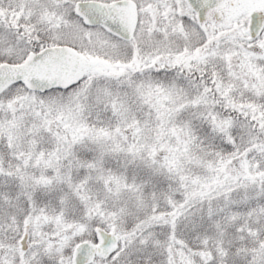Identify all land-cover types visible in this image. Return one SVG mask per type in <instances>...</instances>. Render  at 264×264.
<instances>
[{"label": "snow or ice", "instance_id": "snow-or-ice-1", "mask_svg": "<svg viewBox=\"0 0 264 264\" xmlns=\"http://www.w3.org/2000/svg\"><path fill=\"white\" fill-rule=\"evenodd\" d=\"M0 264H264V0H0Z\"/></svg>", "mask_w": 264, "mask_h": 264}]
</instances>
